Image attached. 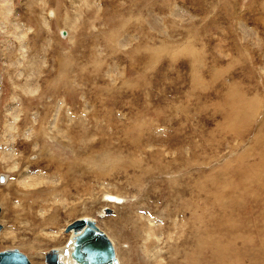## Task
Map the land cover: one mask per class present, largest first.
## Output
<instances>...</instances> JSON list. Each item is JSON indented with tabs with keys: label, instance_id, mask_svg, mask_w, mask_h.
Returning <instances> with one entry per match:
<instances>
[{
	"label": "rangeland",
	"instance_id": "rangeland-1",
	"mask_svg": "<svg viewBox=\"0 0 264 264\" xmlns=\"http://www.w3.org/2000/svg\"><path fill=\"white\" fill-rule=\"evenodd\" d=\"M1 192L38 264L82 217L121 264H264V0H0Z\"/></svg>",
	"mask_w": 264,
	"mask_h": 264
},
{
	"label": "water",
	"instance_id": "water-1",
	"mask_svg": "<svg viewBox=\"0 0 264 264\" xmlns=\"http://www.w3.org/2000/svg\"><path fill=\"white\" fill-rule=\"evenodd\" d=\"M105 211L112 213L109 207ZM65 231L72 232V235L63 251L56 248L48 250L45 264H120L115 242L94 218L75 219L65 227ZM0 264L32 263L27 254L12 248L0 251Z\"/></svg>",
	"mask_w": 264,
	"mask_h": 264
},
{
	"label": "bare ground",
	"instance_id": "bare-ground-1",
	"mask_svg": "<svg viewBox=\"0 0 264 264\" xmlns=\"http://www.w3.org/2000/svg\"><path fill=\"white\" fill-rule=\"evenodd\" d=\"M35 8V7H34ZM4 9H8V7H6V8H4ZM10 11H11V8H10ZM53 14H52V12H50V16H52ZM14 26H15V28H20V23H15L14 24ZM23 27V26H22ZM19 33V32H18ZM24 34V33H23ZM22 35V34H21ZM25 36V35H24ZM18 38V40L20 41V44H21V47L22 48H24L25 46H24V44H23V42H24V38L22 37V36H18L17 37ZM13 74V73H12ZM14 127V126H13ZM13 127H10L11 129L13 128ZM9 128V127H8ZM42 132V131H41ZM62 133V132H61ZM11 147H12V145H11ZM14 155L13 154H10L9 153V157L10 158H12ZM4 159V158H3ZM13 159V158H12ZM13 161H14V163H13V165L12 166H10V167H16L17 166V163L16 162H18L19 161V159H16V161L13 159ZM48 162L46 163V168H48L49 169V166H50V163H53L51 160H47ZM262 164V163H261ZM57 166V167H56ZM55 166V168H56V170H58V168H59V165H56ZM61 166V165H60ZM35 167V166H34ZM31 168V167H30ZM62 170V169H61ZM64 171V170H63ZM56 172V171H55ZM2 180V179H1ZM45 180V178L43 177V176H41L40 174H39V176H33L32 174H31V172H29V169H27V170H25V172H24V174L23 175H21V177L19 178V180L17 181V180H15V181H10L9 182V191L10 192H12V193H15L16 191H19V189H16V188H18V184H22L24 187H33V186H37V185H40V183L41 182H43ZM3 181V180H2ZM7 193V192H6ZM17 193V192H16ZM20 193V192H19ZM18 193V194H19ZM31 193V192H30ZM1 194V198H2V201L4 202V204L5 205H7L8 207H9V209H10V212H13V215H12V213L11 214H8L7 216H12L13 217V219L15 218V216L16 217H19L20 215H21V213H19V212H21V208H18V209H14V204L16 203V201H15V203H13L12 204V201H11V199L12 198H8L7 197V195H5L4 194V192H1L0 193ZM10 194V193H9ZM12 195V194H11ZM16 196V195H15ZM15 198V197H14ZM107 198L109 199V200H111V201H116V202H118V200L117 199H119V197H117V196H114V195H107ZM29 203V202H28ZM39 203H37V202H35V201H33L32 202V204H30V208H33V207H37V206H39L38 205ZM7 207V208H8ZM26 209L27 208H24V210H25V212H27L26 211ZM34 209V208H33ZM35 212V211H34ZM31 213V212H30ZM27 214H29L28 212H27ZM31 215V214H30ZM30 217V216H29ZM90 218H92V217H90ZM14 221V220H13ZM71 235H72V232H70V237H71ZM54 236V235H53ZM57 236V235H56ZM110 236V235H109ZM111 237V236H110ZM56 238V237H55ZM112 238V237H111ZM113 240V239H112ZM114 241V240H113ZM115 242V241H114ZM64 247H65V245L64 246H62V247H55L56 249H59L61 252L63 251V249H64ZM47 252V251H46ZM45 252V253H46ZM117 255H118V253H117ZM119 258V257H118ZM32 262H33V264H38L39 263V260H38V258L37 257H33L32 259H30ZM121 264V263H120Z\"/></svg>",
	"mask_w": 264,
	"mask_h": 264
}]
</instances>
